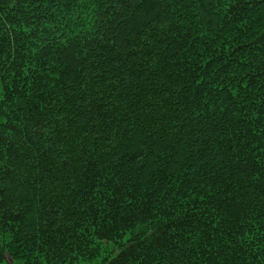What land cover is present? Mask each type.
<instances>
[{"label": "trees", "instance_id": "1", "mask_svg": "<svg viewBox=\"0 0 264 264\" xmlns=\"http://www.w3.org/2000/svg\"><path fill=\"white\" fill-rule=\"evenodd\" d=\"M0 264H264V0H0Z\"/></svg>", "mask_w": 264, "mask_h": 264}]
</instances>
